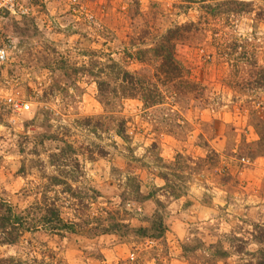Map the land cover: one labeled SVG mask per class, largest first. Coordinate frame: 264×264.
<instances>
[{"label": "rangeland", "instance_id": "374dc122", "mask_svg": "<svg viewBox=\"0 0 264 264\" xmlns=\"http://www.w3.org/2000/svg\"><path fill=\"white\" fill-rule=\"evenodd\" d=\"M216 1L43 0L0 20V197L15 214L45 197L76 223L0 244V264H245L264 247L252 240L264 229V145L250 116L264 117V90L237 85L251 67L239 57L263 65L264 0H238L247 10L221 20L207 13ZM190 22L175 46L179 89L160 86L150 107L138 97L104 105L94 76L103 64L155 83L153 60L134 54ZM232 40L227 56L220 43ZM110 217L122 225L95 230ZM139 227L145 236L129 229Z\"/></svg>", "mask_w": 264, "mask_h": 264}, {"label": "trees", "instance_id": "16d2710c", "mask_svg": "<svg viewBox=\"0 0 264 264\" xmlns=\"http://www.w3.org/2000/svg\"><path fill=\"white\" fill-rule=\"evenodd\" d=\"M36 1L43 0H33L30 6H33ZM246 6H248V3L243 1L218 0L216 1V5L211 7V11H208L207 13L211 12L214 16L219 15L218 20H221L223 16L228 17L229 14L246 11ZM204 23H207V21H204ZM194 26L195 25L192 22L185 25L174 26L173 28L168 29L164 35H157L156 39H153L154 41L149 49H146L145 51L140 49L141 51L138 50V52L134 54V58L140 62L153 60V63L155 64L154 73L157 80L155 83H152L149 78L143 77L139 72H131L125 68H121L117 63L112 61V59H110L109 64L105 66L103 64V66L98 69L99 73L94 75L98 98L104 103V105H106V107L110 106L111 98L138 97L146 107L161 104L163 97L159 91L160 86L167 88L168 90L175 85L179 89L182 84L181 78L183 77V73L175 57V46L176 42L183 38L182 30L189 32ZM235 43L236 41L233 40L231 42H224V44L220 43L224 49L221 52L229 56L228 49L235 45ZM242 59L246 60L251 67L248 68L247 72L243 70L241 73L239 72L240 75H238L237 80L239 81L237 85L245 84L246 87H249L250 89L258 88L264 90V61L263 65H259L257 61L250 56L243 55L242 57H239V60ZM250 59L252 60L249 61ZM242 73L245 74V77H242ZM256 113V110H250V116L253 119V126L256 128L259 136L258 142L264 145V117H259ZM123 125L124 122L121 121L116 131L118 136L122 139H127L123 133ZM56 161L64 162L63 164H65L67 158H61L58 156ZM74 181H76L75 177ZM55 182H58V180L53 178L52 184H57ZM136 186L137 184H134L133 187L138 191L139 188L138 186L136 188ZM67 189L71 190V187H68ZM139 196L141 199L147 198L140 193ZM153 222L154 224H157V236L161 237L166 230L165 225L161 221H159V223L156 221ZM75 224L76 223L73 222L66 223L62 221L55 204L46 203L45 197L42 198L40 203L31 205L26 209L25 213L20 214H15L7 201L0 197V244H14L15 242H18V239L22 237L25 231L35 229L37 228V225H41L45 229L48 228L51 232H57L59 230H73ZM121 225L122 224L119 221L110 217L109 219H104V222L101 220L95 230L102 233H109L116 230ZM129 229L134 233L142 232V236H145L144 233L147 232V228L144 227ZM149 238L154 237L149 236ZM252 240L257 244L262 245L264 243V229H257L256 234L252 236ZM240 241L246 242L242 239ZM238 252L243 254L245 251L239 249ZM248 254L251 259L245 264H264L263 246H259L255 252Z\"/></svg>", "mask_w": 264, "mask_h": 264}, {"label": "built area", "instance_id": "2783aa9c", "mask_svg": "<svg viewBox=\"0 0 264 264\" xmlns=\"http://www.w3.org/2000/svg\"><path fill=\"white\" fill-rule=\"evenodd\" d=\"M33 0H0V20L5 16L22 17L28 15L31 10V2ZM72 1V0H70ZM7 60V48L2 42L0 33V64ZM5 104L12 110L19 112L22 108L21 101L12 95H6L4 98ZM130 258H133L130 255Z\"/></svg>", "mask_w": 264, "mask_h": 264}]
</instances>
